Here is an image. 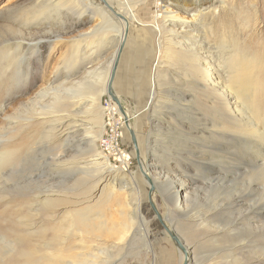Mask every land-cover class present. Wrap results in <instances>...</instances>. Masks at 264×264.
Wrapping results in <instances>:
<instances>
[{
    "label": "rangeland",
    "instance_id": "rangeland-1",
    "mask_svg": "<svg viewBox=\"0 0 264 264\" xmlns=\"http://www.w3.org/2000/svg\"><path fill=\"white\" fill-rule=\"evenodd\" d=\"M108 1L0 0V264H184L185 247L190 264H264V0ZM111 8L129 20L123 40L126 20ZM231 41L237 80H258L261 103L258 111L233 86L243 92L239 119L194 70L207 53L226 65ZM121 45L113 86L133 128L124 127L127 172L93 161ZM164 150L169 170L159 173ZM102 220L120 222L118 239L100 234Z\"/></svg>",
    "mask_w": 264,
    "mask_h": 264
},
{
    "label": "bare ground",
    "instance_id": "bare-ground-1",
    "mask_svg": "<svg viewBox=\"0 0 264 264\" xmlns=\"http://www.w3.org/2000/svg\"><path fill=\"white\" fill-rule=\"evenodd\" d=\"M107 5H109V6H111V4H110V2L108 1V0H103ZM159 1H163V0H158V2ZM196 2L198 1V0H195ZM200 5L199 6H202L203 4L200 2L199 3ZM176 7H177V5H176ZM178 8V7H177ZM111 10L113 11V12H115V14L119 17V18H121V19H123V20H126V18L123 16V15H121V14H119L118 12H117V10L116 9H114V8H111ZM24 11V10H23ZM198 11V10H197ZM196 11V12H197ZM199 12H202V10L200 9L199 10ZM216 12V11H215ZM166 13H168V14H171V16H169L170 18H173V13H174V11H170V10H166ZM132 15H133V17L135 18V19H137L136 18V16L132 13ZM161 14H159L158 15V17L160 16ZM243 16V15H242ZM174 17H175V15H174ZM4 18H5V14H0V20L1 21H3L4 20ZM249 18L247 17H242L241 19H240V22H241V24L243 23L244 24V26H245V24H247L248 22H249V20H248ZM251 19V18H250ZM126 27H127V29L125 30V31H122L121 33H120V38L123 40V38L126 36V34H127V32H128V28H130V23H129V20H126V25H125ZM155 28L157 29V31H159V33H160V29H161V26L158 24V23H156L155 24ZM160 26V27H159ZM243 26V27H244ZM98 27H99V25H96V27L95 28H97L98 29ZM94 28V30L93 31H95L96 29ZM93 29V28H92ZM130 32V31H129ZM219 32V31H218ZM221 32V34L220 35H218L219 36V39H221L222 38V43H223V49L222 50H224V47H225V45H227V43L229 42V40L227 39V36H226V33H224L225 31H220ZM129 34V33H128ZM229 35V34H228ZM199 39V38H198ZM125 41V40H124ZM192 42V41H191ZM197 42H199V41H197ZM193 43V42H192ZM200 43V42H199ZM10 44H12V43H10ZM198 44V43H197ZM201 44V43H200ZM231 44H232V47H230V49H229V51H228V55L227 56H224L223 58H222V56H221V58H222V60H223V62L226 64V65H221V66H223L224 67V69H223V67H220L219 66V61L217 62L215 59H214V57H212V54L211 53H207V55L205 54V55H203V56H201L200 54V61L198 60L195 64H194V70L197 72V74H199L200 76H201V80L205 83L204 85H205V87H208V86H213L219 93H220V97L223 99H226L227 100V104H228V106H229V108L230 109H232V112H233V110H234V112L236 113V118H238L239 119V117H241V115L242 114H240V113H243V111L245 110L244 109V107H243V109L244 110H242V112H241V110H240V106H241V102H239V100H240V96H243V95H241V94H243V92L245 93V91H246V93H248L246 96H248V99H247V97H246V99H247V101H248V105H251L252 107H257L258 108V111H259V108H260V106H261V103L259 102V100L257 99V97H256V95H255V92H256V90H257V87H256V84H257V82H258V80H256V81H254L253 83H249V84H244V78L240 75L239 76V78H238V80H237V76H236V74H235V68H236V66H237V64H235L234 63V61H239V60H241V58H240V49H238V46L236 45V42L235 41H231ZM124 45H125V43H124ZM202 45V44H201ZM16 46V45H15ZM103 46V45H102ZM102 46H99V48H101ZM122 46V45H121ZM121 46H120V49H121ZM196 46V45H195ZM194 46V47H195ZM212 46V45H211ZM214 46V45H213ZM161 47V46H160ZM204 47V46H203ZM216 47V46H215ZM228 47V46H227ZM11 48V47H10ZM15 48V47H14ZM13 48V49H14ZM196 48H198V47H196ZM12 49V50H13ZM119 49V50H120ZM218 49V48H217ZM217 49H216V51H217ZM122 50H123V48H122ZM195 50H197V49H195ZM204 50V49H203ZM202 50V51H203ZM206 50V49H205ZM215 51V50H214ZM196 53V52H195ZM221 54H222V52H220ZM126 54H127V52H126ZM125 54V55H126ZM190 54H191V50H190ZM216 54H217V52H216ZM192 55V54H191ZM190 55V56H191ZM196 55H198V53L196 54ZM218 55H220V54H218ZM217 55V56H218ZM216 56V57H217ZM194 57V56H193ZM199 57V56H198ZM117 58V57H116ZM192 58V57H191ZM195 58V57H194ZM190 59V58H189ZM188 59V60H189ZM196 59V58H195ZM218 60V59H217ZM7 61V60H6ZM196 61V60H195ZM93 62V61H92ZM221 62V61H220ZM228 62V63H227ZM115 63H116V60H115V62H114V64H113V67H114V65H115ZM190 63H191V61H190ZM119 64V63H118ZM192 64V65H193ZM220 64H223V63H220ZM8 66H11V65H7V67ZM157 64L155 65V69H157ZM113 67H112V70H113ZM193 66H191V68H192ZM240 67H242L241 65H240ZM248 67V66H247ZM9 68V67H8ZM186 68V67H185ZM8 70V69H7ZM79 70V69H78ZM11 71V70H10ZM224 71H225V74H224ZM241 72L243 71V70H240ZM186 72V71H185ZM112 73V72H111ZM184 74H186V73H184ZM188 74V73H187ZM111 76V75H110ZM184 76V75H183ZM188 76V75H187ZM155 77V76H154ZM154 77L152 78V80L154 81ZM235 87V88H237L238 86L240 87V88H242L241 90L243 91H238L239 89H234V88H232V87ZM237 86V87H236ZM110 89V79H109V83H108V85L105 87V92H108V90ZM244 89V90H243ZM115 86H113L112 85V91L115 93V95H116V92H115ZM229 90H230V92H229ZM232 91V92H231ZM151 97H150V101H149V105H150V103L152 102V100L154 99V96H155V89H151V95H150ZM116 97H118V96H116ZM245 97H244V99H245ZM243 98V97H242ZM105 100H104V103H109V96H107V97H105L104 98ZM118 99H120L119 97H118ZM244 99L242 100V101H244ZM246 99H245V101H246ZM98 100V98H97V94H94V93H91V95L88 97V101L90 102V103H92V104H94L96 101ZM174 102V101H173ZM247 104V103H246ZM221 105V104H220ZM247 106V105H246ZM250 106V107H251ZM190 108V107H189ZM226 108V107H225ZM242 109V108H241ZM256 109V108H255ZM194 111V110H193ZM251 111V110H250ZM260 111H261V109H260ZM252 112H253V110H252ZM255 112V111H254ZM253 112V113H254ZM262 112H264V111H262ZM244 114V113H243ZM262 114V113H261ZM251 115H254V114H251ZM259 115H260V113H259ZM107 116H108V109H104V125L102 124V128H104V132H103V134H102V136L100 137L101 139H100V143H99V146H101V148H100V152H98L97 153V155L96 156H99L97 159H94L93 161L95 162V163H97V164H100V165H104L105 163L104 162H101V160L100 159H103V158H106V159H108V160H110V161H113V158L111 157V155H109V154H107L106 152H105V149H104V144H103V141H105V139L107 138V136H108V126H105L106 125V123H107ZM233 116H235V115H233ZM244 116H246V115H244ZM250 116V115H249ZM248 116V117H249ZM262 116H263V114H262ZM261 116V117H262ZM128 117V116H127ZM196 117V116H195ZM254 117V116H253ZM241 118H243V117H241ZM250 118V117H249ZM264 118V117H263ZM197 119V118H196ZM199 119V118H198ZM237 119V120H238ZM126 121H127V128L131 131H133V128H132V124H131V122L129 121V120H127V118H126ZM198 121V120H197ZM256 121V120H255ZM254 121V122H255ZM257 121H258V119H257ZM260 121V120H259ZM256 122L257 124H260V122ZM264 121V120H263ZM177 122V121H176ZM241 122V121H240ZM175 123V122H174ZM176 124V123H175ZM177 124H178V122H177ZM200 124V123H199ZM201 125V124H200ZM203 125V124H202ZM244 125V124H243ZM245 125H246V123H245ZM250 125V124H249ZM173 126V125H172ZM242 126V125H241ZM248 126V125H247ZM255 126V125H254ZM254 126H252V127H254ZM176 127H177V125H176ZM174 128H175V126H174ZM178 128V127H177ZM261 128H263V127H261ZM259 130H262V129H260V128H258ZM174 130H176V129H174ZM182 130V129H181ZM259 130H257L256 129V131L255 132H257V135H258V133L260 132ZM264 130V129H263ZM233 131V130H232ZM231 132V131H230ZM245 132V131H244ZM248 132V131H247ZM254 133V132H253ZM253 133H250V134H252L253 135ZM264 133V132H263ZM233 134V133H232ZM237 135L239 134V133H236ZM244 134H246V133H244ZM255 134V133H254ZM260 134V133H259ZM172 135V134H171ZM178 135V134H177ZM188 135V134H187ZM242 135V134H241ZM247 135V134H246ZM244 136L245 137V139H246V137H248V136ZM243 136V135H242ZM255 136V135H254ZM264 136V135H263ZM191 137V136H190ZM251 136H249V138H250ZM262 137V136H261ZM174 138V137H173ZM185 138V137H184ZM243 138V137H242ZM168 139V138H167ZM202 138H201V136H196V135H194V144L197 142V140H201ZM234 139H235V137H234ZM237 139V138H236ZM238 139H240V138H238ZM254 139V138H253ZM252 139V140H253ZM261 139V138H260ZM173 140V139H172ZM174 140H176V139H174ZM178 140H180V139H178ZM233 140V139H232ZM256 140V139H255ZM262 140V139H261ZM168 141V140H167ZM236 141V140H235ZM238 141H240V140H238ZM241 141H244V140H242L241 139ZM258 141V140H257ZM260 141V140H259ZM157 143V142H156ZM207 143V142H206ZM234 143V142H233ZM252 144L253 143H255L254 141L253 142H251ZM257 143V142H256ZM158 144V143H157ZM162 144V143H161ZM177 144V143H176ZM202 144V143H201ZM201 144L199 143V145H198V147H197V145H195L196 147H197V150H198V148L201 146ZM227 144V143H226ZM225 144V145H226ZM231 144V143H230ZM236 144V143H235ZM234 144V145H235ZM243 144H246V143H243ZM155 145V144H154ZM238 145V144H237ZM162 146V145H161ZM194 146V147H195ZM208 146V145H207ZM232 146V145H231ZM244 146V145H243ZM247 145H245V147H246ZM260 146V145H259ZM264 146V145H263ZM152 147V146H151ZM221 147H222V145H221ZM220 147V148H221ZM237 147V146H236ZM235 147V149H237ZM253 147V146H252ZM258 147V146H257ZM136 148H137V150H138V153H139V158L141 157V154H140V152H139V149H138V146H137V144H136ZM166 148V147H165ZM168 149H169V147H167ZM166 148V149H167ZM219 148V149H220ZM224 147H222V149H223ZM228 148V147H227ZM234 148V147H233ZM232 148V149H233ZM240 148V147H239ZM238 148V149H239ZM208 149V148H207ZM211 149V148H210ZM237 149V150H238ZM244 149H246V148H244ZM248 149V148H247ZM246 149V150H247ZM163 150V149H162ZM224 150H228V149H224ZM243 150V149H242ZM264 150V149H263ZM153 151V152H152ZM160 151V150H159ZM167 151L168 150H164L163 151V153H164V155L165 154H167ZM191 151V150H190ZM196 151V150H195ZM229 151V150H228ZM157 150L153 147V148H151V152L149 153V157H151V156H155V155H157ZM209 152V151H208ZM212 152H213V150H212ZM218 152H220L219 150L217 151V153ZM225 152V151H224ZM230 152V151H229ZM228 152V153H229ZM238 152H240V151H238ZM237 152V153H238ZM245 152H247V151H245ZM244 152V153H245ZM156 153V154H155ZM214 153V152H213ZM216 153V152H215ZM227 153V152H226ZM254 153H256V152H254ZM159 154H161V151L159 152ZM192 154V153H191ZM221 154V153H220ZM219 154V155H220ZM225 154V153H224ZM241 154V153H240ZM243 154V153H242ZM130 155H131V157H132V154H131V152H130ZM163 155V154H162ZM197 155V154H196ZM209 154H207V156H208ZM212 154H211V152H210V156H211ZM214 155V154H213ZM226 155H228V154H226ZM257 155V154H256ZM260 155V154H259ZM258 155V156H259ZM170 156V154H167V156H165L164 158V160L162 161V162H160V164H157V166H158V168H157V171L159 172V173H164L167 169L169 170V164H165V162L166 161H168L169 160V157ZM191 156V155H190ZM218 156V155H217ZM221 156V155H220ZM219 156V157H220ZM236 156V155H235ZM264 156V155H263ZM222 157H224V156H222ZM221 157V158H222ZM220 158V159H221ZM225 158V157H224ZM233 158V157H232ZM210 159V158H209ZM218 159V158H217ZM217 159L215 160V162L217 161ZM226 159V158H225ZM258 159V158H257ZM260 159V158H259ZM211 160V159H210ZM209 160V161H210ZM214 160V159H213ZM222 160H223V158H222ZM105 161V160H104ZM208 161V160H207ZM206 161V162H207ZM106 162V161H105ZM205 162V161H204ZM215 162H214V164H215ZM219 162V161H218ZM222 162V161H221ZM94 163V164H95ZM104 163V164H103ZM140 163H141V171H142V173H143V175H148L149 174V170H148V168H147V166L145 165V162L141 159L140 160ZM223 163V162H222ZM160 165H164L163 167H161V168H159V166ZM207 166V165H206ZM118 168H120L122 171H124V172H127V171H130L129 169H130V166L129 165H120V166H117ZM200 167V166H199ZM111 168H112V166H111ZM202 168V167H201ZM167 170V171H168ZM155 171V170H154ZM156 171V172H157ZM206 171V170H205ZM208 174V173H207ZM206 175V174H205ZM209 176H210V174H208ZM170 176V175H169ZM167 177V176H166ZM218 177V176H217ZM204 178V177H203ZM206 178H211V177H208L207 175H206ZM213 178H215L214 176H213ZM219 178V177H218ZM217 179V178H216ZM210 180V179H209ZM214 180V179H213ZM217 181V180H216ZM187 182H181L180 183V187L174 192V198L176 199L175 201H176V205H178L177 206V208H178V210L180 211V212H182V211H184L185 210V205H186V201L188 200V198H189V194H187V190H186V186H185V184H186ZM195 184H198V181H194V186H195ZM201 184V183H200ZM203 184V183H202ZM205 184V183H204ZM212 185V184H211ZM196 187V186H195ZM201 187V186H200ZM199 187V188H200ZM221 187V186H220ZM202 188V187H201ZM205 190V189H204ZM189 201V200H188ZM153 202V201H152ZM126 209V208H125ZM179 212V213H180ZM122 214H123V216H125V215H127V211L126 210H122ZM182 215V214H181ZM164 217V216H163ZM102 227L99 229V231H101V233L100 234H103V235H105V236H107V237H109V238H112V239H115V238H117L118 239V232L120 231V228H121V225H120V222L118 221V220H116V221H114L113 223H109V222H106V221H104V220H102ZM168 227V226H167ZM168 231H170V234H172L173 236H175L176 238H177V242L179 243V244H181L182 245V242H181V239H180V237L176 234V233H174L173 231H171L169 228H168ZM97 232H98V228H97ZM99 233V232H98ZM96 234V233H95ZM171 235V236H172ZM122 237H124L123 235H122ZM121 237V238H122ZM99 250H101L102 252L104 251V249L105 248H103L102 246H99ZM184 248V247H183ZM185 253L187 254V256H186V261H185V263L184 264H190V253H189V248H187V247H185Z\"/></svg>",
    "mask_w": 264,
    "mask_h": 264
},
{
    "label": "built area",
    "instance_id": "built-area-1",
    "mask_svg": "<svg viewBox=\"0 0 264 264\" xmlns=\"http://www.w3.org/2000/svg\"><path fill=\"white\" fill-rule=\"evenodd\" d=\"M109 96V103H102L103 109H108L107 123L108 136L103 141L105 152L113 158L112 167L115 169L120 165H129L131 167L132 157L130 151L126 148L124 139V127L127 121L122 113L120 106Z\"/></svg>",
    "mask_w": 264,
    "mask_h": 264
},
{
    "label": "water",
    "instance_id": "water-1",
    "mask_svg": "<svg viewBox=\"0 0 264 264\" xmlns=\"http://www.w3.org/2000/svg\"><path fill=\"white\" fill-rule=\"evenodd\" d=\"M122 48L123 46H121V49L119 50L118 52V55H117V58H116V63L113 67V70H112V73H111V77H110V89L108 90V95H110L112 97V99L114 101H116L118 103V105L120 106V109L122 111V113L127 116L126 114V111L125 109L123 108L122 106V103L120 101V99H118V97H116L115 93L112 91V85H113V81H114V78L116 76V71H117V68H118V63H119V60H120V56H121V52H122ZM133 136H134V133H133ZM134 141H135V145H136V139L134 138ZM137 154H138V157H139V153H138V150H137ZM172 235V234H171ZM173 239L177 242V238L175 236H173ZM178 243V242H177ZM179 244V243H178ZM182 248H183V245L179 244ZM184 249V248H183ZM185 251V250H184Z\"/></svg>",
    "mask_w": 264,
    "mask_h": 264
},
{
    "label": "crops",
    "instance_id": "crops-1",
    "mask_svg": "<svg viewBox=\"0 0 264 264\" xmlns=\"http://www.w3.org/2000/svg\"><path fill=\"white\" fill-rule=\"evenodd\" d=\"M132 65H133V63H132ZM126 72H127V71L124 72V75H125ZM127 73H128V72H127ZM118 88H121V87H118ZM126 95H128V94H126Z\"/></svg>",
    "mask_w": 264,
    "mask_h": 264
}]
</instances>
